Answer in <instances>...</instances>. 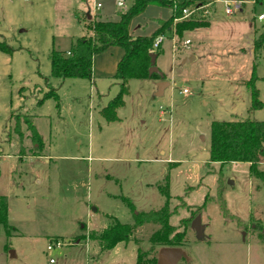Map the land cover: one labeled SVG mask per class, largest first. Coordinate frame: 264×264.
Instances as JSON below:
<instances>
[{
    "label": "rangeland",
    "instance_id": "obj_1",
    "mask_svg": "<svg viewBox=\"0 0 264 264\" xmlns=\"http://www.w3.org/2000/svg\"><path fill=\"white\" fill-rule=\"evenodd\" d=\"M224 1L188 7L194 11L187 18L208 26L178 37L172 25L152 48L170 84L164 96L152 94L158 80H129L119 120L107 123L101 108L118 93L115 81L99 89L87 79L50 77V52H66L87 34L74 13L91 10L88 0H0V42L13 50L0 52V195L10 228L0 225V264H136L138 256L150 264L161 248L151 241L157 223L136 225L127 242L110 250L82 237L114 220L135 224L121 197L135 212L160 209L159 186L166 182L168 209L175 211L168 224L184 234L186 258L177 264H264V178L250 174L247 163L207 164L212 121H264V51L254 61L251 50L264 29V0H229L242 3L230 15ZM130 2L117 9L113 0H100L91 18L116 20ZM171 13L149 5L132 19L130 32L149 35ZM253 65L263 104L256 111L246 87ZM47 83L60 99L59 111L53 99L36 106ZM24 115L32 116L43 142L40 156H32ZM257 170L264 176V158ZM197 215L203 240L190 229ZM54 240L61 247L47 251Z\"/></svg>",
    "mask_w": 264,
    "mask_h": 264
},
{
    "label": "trees",
    "instance_id": "obj_2",
    "mask_svg": "<svg viewBox=\"0 0 264 264\" xmlns=\"http://www.w3.org/2000/svg\"><path fill=\"white\" fill-rule=\"evenodd\" d=\"M214 0H131L129 7L119 13L116 20L102 19L100 17H89L75 12L78 20L83 21L87 34L77 38L68 51H51L49 54L50 77L54 79H92L93 58L103 53L110 47H120L123 56L117 63L115 74L110 78L118 85V93L109 99L105 106L101 108V114L107 123L117 121V110L123 106V97L127 94V82L129 80H159L157 74H149L150 57L154 41L159 36H163L171 30L172 25L178 37L185 31L208 26V21L191 17L183 18L182 10L190 6L204 7ZM149 5L165 7L171 9L172 13L167 20H157L158 27L149 35L132 36L130 25L133 18L143 13ZM174 23V24H173ZM252 55L254 61L261 52L264 51V29H262L252 40ZM12 49L5 43L0 42V52L12 53ZM154 54L157 57V52ZM258 79L253 65L251 76L246 83L250 93V110L256 111L262 108L255 81ZM47 92L36 102L40 106L44 100L53 99L55 108L60 110V99L56 91L49 83ZM15 119L14 113L10 115L9 121ZM22 123L29 133L28 137L32 144V156H40L43 149V142L37 133L31 115H24ZM19 126L14 125V130L19 133ZM9 136V133H7ZM264 121L256 120H230L212 121L210 124V144L208 149L207 164L218 163H247L249 172L264 178L263 174L257 170V166L264 158ZM159 191L165 198L164 205L158 210L148 212H135L133 204L129 199L121 197L128 209L132 213L133 224H123L114 220L108 227L100 232H89L82 238L96 242L101 251L110 250L118 243H125L132 235L136 225L145 223H157L160 229L153 234L151 241L159 247H181L184 241V234L177 232L173 226L168 224V219L175 211L168 209L169 193L168 182L164 186H159ZM217 194L221 193V179L218 178ZM223 215L226 214L223 203L221 204ZM7 200L0 195V225L9 232L7 225ZM81 239V238H78ZM155 258L150 260V264H155ZM136 264H141V257H137Z\"/></svg>",
    "mask_w": 264,
    "mask_h": 264
},
{
    "label": "crops",
    "instance_id": "obj_3",
    "mask_svg": "<svg viewBox=\"0 0 264 264\" xmlns=\"http://www.w3.org/2000/svg\"><path fill=\"white\" fill-rule=\"evenodd\" d=\"M82 13H85V12H81V14ZM90 13H91V10L90 8H88L85 14L86 15L89 14V16L91 17ZM96 16H97V13H96ZM131 35L133 36L132 33ZM137 36H140V35H137ZM172 48H174L173 44H172ZM172 50L174 51V49ZM122 56H123V50L120 47H110L107 50H105L103 53L96 55L93 58V64H92V76L93 77L91 80H89V82L95 87H98L99 89H104L106 87L108 88L109 87L107 86L109 82L108 80H110V78L115 74L117 63L120 61ZM191 58L194 59V55L191 54L190 59ZM160 83H165V84H163L161 91H158V86ZM154 85L156 87L153 88L152 94L156 97H162L164 96L170 84L164 81L163 79H159L157 82H154ZM117 120H119L118 117H117ZM85 241L89 242L87 238L85 239ZM79 242L80 240L78 239V241H76L75 244Z\"/></svg>",
    "mask_w": 264,
    "mask_h": 264
},
{
    "label": "water",
    "instance_id": "obj_4",
    "mask_svg": "<svg viewBox=\"0 0 264 264\" xmlns=\"http://www.w3.org/2000/svg\"><path fill=\"white\" fill-rule=\"evenodd\" d=\"M89 14L87 18H89ZM150 57V68L149 74H157L160 79H162V74L155 66V59L156 55L154 53H149ZM163 84L160 83L158 86V91H161ZM230 183V182H229ZM205 226L201 224L200 215L195 216V218L190 223V229L194 232L195 238L197 240H203L205 238L203 231ZM185 259L186 255L185 252L182 250L181 247H161L156 256V263L155 264H177L181 259Z\"/></svg>",
    "mask_w": 264,
    "mask_h": 264
},
{
    "label": "built area",
    "instance_id": "obj_5",
    "mask_svg": "<svg viewBox=\"0 0 264 264\" xmlns=\"http://www.w3.org/2000/svg\"><path fill=\"white\" fill-rule=\"evenodd\" d=\"M113 1H114V5L117 9H122L125 6L126 2L130 1V0H113ZM88 2L91 4V8H92L91 10L94 12L101 8L100 0H88ZM224 4L226 6L225 7V14L230 15V14H232L233 11L240 10L242 3L240 1L226 0V1H224ZM197 9H199V7L195 8L194 10H197ZM194 10H192V11H194ZM192 11H188L187 9L182 10L183 18H185L187 15H190ZM262 18H263V16L259 15L257 17V20L260 21V20H262ZM162 38H163L162 36H159L158 38L155 39L153 47H152L153 49L158 48L159 44L162 41ZM188 44H189V41L185 40L183 43V46L187 47ZM180 93L184 94V95L189 94L187 89H182L180 91ZM60 247H61V243L58 240H54L52 244L47 245L46 250L50 251L53 248H60ZM49 263H53V260L50 259Z\"/></svg>",
    "mask_w": 264,
    "mask_h": 264
}]
</instances>
